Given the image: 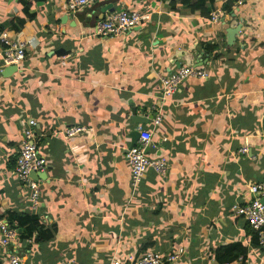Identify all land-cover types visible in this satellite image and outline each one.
Here are the masks:
<instances>
[{"label":"crops","instance_id":"crops-1","mask_svg":"<svg viewBox=\"0 0 264 264\" xmlns=\"http://www.w3.org/2000/svg\"><path fill=\"white\" fill-rule=\"evenodd\" d=\"M203 3L222 12L217 23L179 0H95L75 14L66 0H0V34L25 48L14 72L0 69V217L36 221L28 240L15 230L13 248L0 247V264L11 248L22 264H109L178 249L175 264H219L216 252L226 249L236 257L226 264H264L232 211L251 201L247 185L264 181V0ZM108 6L142 20L127 35L96 37ZM178 51L207 77L186 79L154 126L160 77L185 66L171 63ZM28 120L46 165L30 177L34 208L14 175ZM70 127L83 131L66 139ZM138 128L152 132L155 149L145 156L165 159L166 171L146 169L132 191L125 153Z\"/></svg>","mask_w":264,"mask_h":264},{"label":"built area","instance_id":"built-area-1","mask_svg":"<svg viewBox=\"0 0 264 264\" xmlns=\"http://www.w3.org/2000/svg\"><path fill=\"white\" fill-rule=\"evenodd\" d=\"M95 0H66V10L75 14L79 10L92 5ZM222 12L220 10L213 11L209 20L211 23H217ZM142 16L136 12L122 9L116 13L106 15L103 19L97 20L93 25V35L101 38H112L127 35L139 24ZM0 45L2 47L0 59L2 67L18 65L25 56V48L20 46L15 40L7 35L0 34ZM0 64V65H1ZM207 77V73L201 67L179 66L170 74L163 75L159 79L161 85V95L157 102L150 108L153 115L152 123L157 126L161 122L160 111L162 103L171 95H173L178 87L186 79L203 80ZM148 116H146V119ZM36 123L33 120L26 122L25 128L22 130V145L17 153L14 167V175L19 184L26 188L29 192V202L34 208L37 205L39 191L37 184L30 179L31 173L39 174L46 168L45 161L39 157L36 149ZM83 131L80 127H70L65 129L63 136L70 139ZM139 137L135 146L125 153V159L129 167V186L132 191L137 188L146 169H151L158 175H163L166 171L165 159H149L145 156L147 150L155 149L152 143V132L138 128ZM241 153L247 150L241 149ZM247 192L250 194L251 201L244 205H235L232 211L235 215L240 216L248 225L249 229L257 236V245L264 251V181L257 184L247 185ZM16 231L10 229L7 222L0 217V247L2 249L13 248L16 242ZM11 248L8 251L6 264H22L20 257L13 252ZM182 249L176 252L162 255L156 252H146L139 258H127L121 261L112 258L109 264H175L179 261Z\"/></svg>","mask_w":264,"mask_h":264},{"label":"trees","instance_id":"trees-1","mask_svg":"<svg viewBox=\"0 0 264 264\" xmlns=\"http://www.w3.org/2000/svg\"><path fill=\"white\" fill-rule=\"evenodd\" d=\"M179 1L182 7L191 10V12L198 11L204 17H207L208 15L210 16L211 14V11L205 7L203 0H179ZM17 23L19 27H22L24 24V20L20 19L19 21H17ZM6 222L10 229L20 231V233L18 234L20 241L28 240L35 231L36 221L30 220L27 215H16L15 213H7ZM50 236L51 235H49L48 237ZM254 237L257 242L256 234H254ZM41 241H42L41 239L37 240L38 243H40ZM233 254L234 251L232 249L219 250L218 252H216V261L219 264H226L229 260L235 257V255ZM239 254L240 253H238L236 256H239Z\"/></svg>","mask_w":264,"mask_h":264},{"label":"water","instance_id":"water-1","mask_svg":"<svg viewBox=\"0 0 264 264\" xmlns=\"http://www.w3.org/2000/svg\"><path fill=\"white\" fill-rule=\"evenodd\" d=\"M106 12L107 13H113L114 11H113V9H109V6H108L101 11V14H104ZM101 19H102V16L99 17V20H101ZM239 29H240L239 27L233 26L230 30H228L226 32L227 45H231L234 42V36L236 37V34H238ZM60 52L64 53L62 50H59L54 54L57 55ZM201 56H202V54H200V57ZM191 57H192V55H190L189 53L178 51V52L174 53V56L172 58L171 63L174 65H177L179 62H182V63H184L185 66H190V67H201L203 65L202 63H198L197 65H194V66L191 65L190 60H189V59H191ZM177 67H179V65H177ZM15 70H16V67L14 65L9 66L2 71L1 75L6 76V75L10 74L11 72H14ZM131 137H132V141H131V145H130L128 150H130L133 146H135V143L137 142V139L139 137V133L137 131L133 132ZM33 176L36 177V173L30 174V177H33Z\"/></svg>","mask_w":264,"mask_h":264}]
</instances>
